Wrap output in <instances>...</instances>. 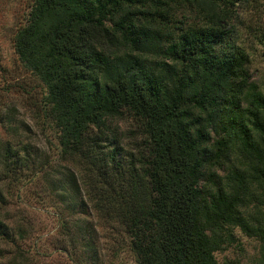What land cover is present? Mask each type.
Masks as SVG:
<instances>
[{
    "label": "trees",
    "instance_id": "trees-1",
    "mask_svg": "<svg viewBox=\"0 0 264 264\" xmlns=\"http://www.w3.org/2000/svg\"><path fill=\"white\" fill-rule=\"evenodd\" d=\"M243 1H31L12 50L55 151L21 135L16 84L0 89V264L39 250L27 193L71 264H102L100 238L109 264L119 247L133 264H219L235 231L264 264V92L232 32Z\"/></svg>",
    "mask_w": 264,
    "mask_h": 264
},
{
    "label": "rangeland",
    "instance_id": "rangeland-1",
    "mask_svg": "<svg viewBox=\"0 0 264 264\" xmlns=\"http://www.w3.org/2000/svg\"><path fill=\"white\" fill-rule=\"evenodd\" d=\"M32 0H0V89L5 85L16 84L20 91L21 101L16 104V116L24 135V123L30 128V135L38 147L52 153L55 144L47 130L40 136L36 131L32 111V103L40 101L43 89L41 84L28 72H25L18 63L12 50V36L15 30L25 20L26 13ZM232 32L235 40L241 42L249 55V73L264 92V0H244L235 9V18L232 21ZM22 92V93H21ZM10 98V97H9ZM13 98V97H11ZM23 99V100H22ZM1 132V131H0ZM24 133V134H22ZM20 199H16L17 204ZM24 208L19 204L23 213L21 217L30 228L26 246H37L39 250H30L31 264H71L68 254L63 253L64 241L55 230V218L46 204L40 206L35 199L23 196ZM26 201V202H25ZM236 242L225 250L215 253L219 264H253L252 257L256 252V242L242 236L235 231ZM100 249L99 260L102 264L111 261V247L114 243L100 238L97 242ZM113 264H133L130 255L122 247L117 249V257Z\"/></svg>",
    "mask_w": 264,
    "mask_h": 264
}]
</instances>
